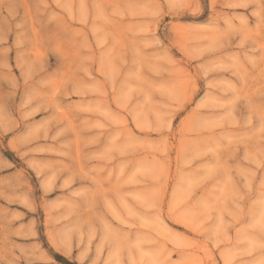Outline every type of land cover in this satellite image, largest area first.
Segmentation results:
<instances>
[{
    "label": "rangeland",
    "instance_id": "374dc122",
    "mask_svg": "<svg viewBox=\"0 0 264 264\" xmlns=\"http://www.w3.org/2000/svg\"><path fill=\"white\" fill-rule=\"evenodd\" d=\"M0 264H264V0H0Z\"/></svg>",
    "mask_w": 264,
    "mask_h": 264
}]
</instances>
